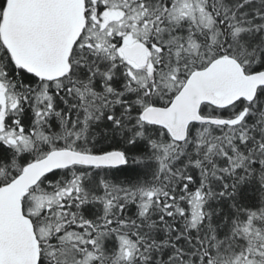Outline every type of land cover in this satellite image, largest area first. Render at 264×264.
<instances>
[{
  "label": "snow or ice",
  "instance_id": "obj_1",
  "mask_svg": "<svg viewBox=\"0 0 264 264\" xmlns=\"http://www.w3.org/2000/svg\"><path fill=\"white\" fill-rule=\"evenodd\" d=\"M0 264H264V0H0Z\"/></svg>",
  "mask_w": 264,
  "mask_h": 264
}]
</instances>
